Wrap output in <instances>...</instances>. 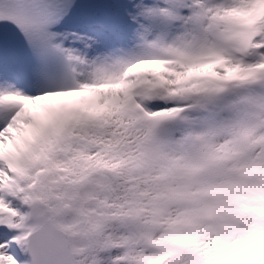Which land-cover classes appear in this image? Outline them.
<instances>
[{
    "label": "snow or ice",
    "instance_id": "6c2138e0",
    "mask_svg": "<svg viewBox=\"0 0 264 264\" xmlns=\"http://www.w3.org/2000/svg\"><path fill=\"white\" fill-rule=\"evenodd\" d=\"M0 264H264V0H0Z\"/></svg>",
    "mask_w": 264,
    "mask_h": 264
}]
</instances>
